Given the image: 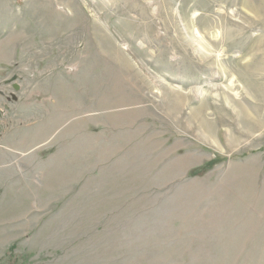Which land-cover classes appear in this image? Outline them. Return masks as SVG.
Returning a JSON list of instances; mask_svg holds the SVG:
<instances>
[{"label":"rangeland","instance_id":"rangeland-1","mask_svg":"<svg viewBox=\"0 0 264 264\" xmlns=\"http://www.w3.org/2000/svg\"><path fill=\"white\" fill-rule=\"evenodd\" d=\"M0 264H264V0H0Z\"/></svg>","mask_w":264,"mask_h":264},{"label":"water","instance_id":"water-1","mask_svg":"<svg viewBox=\"0 0 264 264\" xmlns=\"http://www.w3.org/2000/svg\"><path fill=\"white\" fill-rule=\"evenodd\" d=\"M12 88L14 89V90H18L19 89V87H18V85L16 84V83H14L13 85H12Z\"/></svg>","mask_w":264,"mask_h":264}]
</instances>
